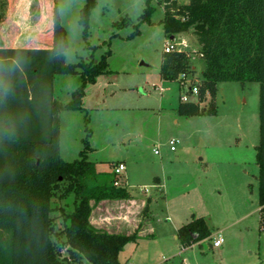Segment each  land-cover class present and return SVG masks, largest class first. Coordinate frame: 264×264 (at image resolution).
<instances>
[{
	"label": "rangeland",
	"instance_id": "obj_1",
	"mask_svg": "<svg viewBox=\"0 0 264 264\" xmlns=\"http://www.w3.org/2000/svg\"><path fill=\"white\" fill-rule=\"evenodd\" d=\"M54 2L69 43L64 61L93 58L96 62L106 57L107 70L84 87L82 109L58 114L60 157L69 162L81 158L89 118L88 160L110 173L118 163L125 165L119 178L133 200H102L91 216L98 228L137 230L138 239L124 245L119 260L126 264H264L257 163L259 82H218L215 112L181 115L177 111L181 96L196 101L197 95L188 93L191 82L183 85L161 78L164 46L173 44L161 25L163 0H151V22L141 21L147 0H96L86 36L79 21L85 0ZM7 9L0 11L2 19ZM44 33L36 36L31 30L25 35L49 38ZM182 41L180 47L188 51L194 77L200 80L205 60L195 52L196 39L191 33H180L174 43ZM80 84L79 73L58 74L54 98L69 102ZM202 105L208 107L207 102ZM67 183L59 184L54 197L58 233L65 222L64 211L73 209L72 195L63 194ZM124 215L131 219L130 226L126 222L113 227L125 221ZM196 217L204 218L211 236L184 245L178 230ZM219 231L224 241L214 247ZM60 256L64 264L73 260L66 248Z\"/></svg>",
	"mask_w": 264,
	"mask_h": 264
},
{
	"label": "trees",
	"instance_id": "obj_2",
	"mask_svg": "<svg viewBox=\"0 0 264 264\" xmlns=\"http://www.w3.org/2000/svg\"><path fill=\"white\" fill-rule=\"evenodd\" d=\"M95 3L85 0L81 8L79 21L85 36ZM163 8L161 25L166 36L176 39L180 33L193 34L195 52L205 60L198 80L188 51L163 52L161 78L183 84L181 75L186 74L198 87L196 101L179 102V114L215 112L218 82L260 84L257 163L264 223V0H163ZM153 12L147 0L141 21L151 22ZM68 44L55 5L51 48L0 47V264H64L63 248L72 256L70 264H126L119 260V252L139 236L137 230L112 232L91 222L96 203L129 199L133 194L114 171L98 170L88 160L89 118L81 158L69 162L60 157L59 112L81 110L84 87L107 70L105 55L96 62L92 58L66 63ZM76 73L81 84L72 99L67 103L55 99L56 76ZM62 181L68 182L63 194L72 195L73 209L64 211L65 222L58 233L54 197ZM177 236L182 244L190 245L211 236V230L203 217H196L181 226Z\"/></svg>",
	"mask_w": 264,
	"mask_h": 264
},
{
	"label": "crops",
	"instance_id": "obj_3",
	"mask_svg": "<svg viewBox=\"0 0 264 264\" xmlns=\"http://www.w3.org/2000/svg\"><path fill=\"white\" fill-rule=\"evenodd\" d=\"M6 6H8V9L5 19H2V16L0 17V47L51 48L53 46V11L51 10L55 6L54 0L0 1V11ZM31 30L34 33L36 31V36L43 35V31L46 30L44 34H48L49 38L36 40L27 37V32H31ZM131 200L133 199L131 198ZM125 215L121 216V218H125V221L115 222L113 227H119L120 224L126 225V222L130 226L131 219H128V221ZM137 226L138 223L132 227V230ZM108 231L119 232L117 230ZM121 233L131 232L124 231Z\"/></svg>",
	"mask_w": 264,
	"mask_h": 264
},
{
	"label": "built area",
	"instance_id": "obj_4",
	"mask_svg": "<svg viewBox=\"0 0 264 264\" xmlns=\"http://www.w3.org/2000/svg\"><path fill=\"white\" fill-rule=\"evenodd\" d=\"M178 1H179V0H178ZM171 40H173V44H171V45L166 44V45L164 46V50H165V51H173V50H182V49H184V48L180 47V44L182 45V44L185 43L184 41H182V43H180V42H179V43H174V39H171ZM176 45H177V46H176ZM181 77L184 79V80H183V85H185V84L188 83V82H191V78H190L188 75H186V74H182ZM191 93H194V94L197 95V93H198V87H197V85H193V87L191 88ZM188 99H189V98H188V95H187V94H183V95L181 96V100H182V101H188ZM174 143H175V140H174V139H171V141H170L171 149H174V146H173ZM157 152H158V151L155 150V153H157ZM124 168H125V165H124L122 162H120V163H118V164L115 166V168H114V172H115L117 175H120V174L122 173V171L124 170ZM115 184H119V181H116ZM223 241H224V237H223V235L221 234V231H219V232L217 233V236L215 237V239H214V241H213V245H214V247H219L220 245H222Z\"/></svg>",
	"mask_w": 264,
	"mask_h": 264
},
{
	"label": "water",
	"instance_id": "obj_5",
	"mask_svg": "<svg viewBox=\"0 0 264 264\" xmlns=\"http://www.w3.org/2000/svg\"><path fill=\"white\" fill-rule=\"evenodd\" d=\"M173 37H171V39H172Z\"/></svg>",
	"mask_w": 264,
	"mask_h": 264
}]
</instances>
